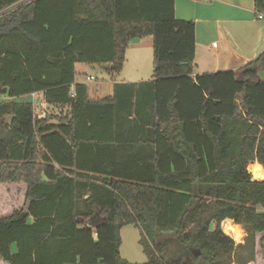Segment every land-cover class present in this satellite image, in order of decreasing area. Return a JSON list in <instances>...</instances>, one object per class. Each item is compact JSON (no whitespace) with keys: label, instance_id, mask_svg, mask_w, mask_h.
Returning a JSON list of instances; mask_svg holds the SVG:
<instances>
[{"label":"trees","instance_id":"16d2710c","mask_svg":"<svg viewBox=\"0 0 264 264\" xmlns=\"http://www.w3.org/2000/svg\"><path fill=\"white\" fill-rule=\"evenodd\" d=\"M175 3L0 0V190L24 201L0 214V264H132L128 225L146 264H264V181L249 171L264 168V53L196 75V24ZM147 37L152 80L91 100L76 66L119 71ZM34 94L61 113L37 119Z\"/></svg>","mask_w":264,"mask_h":264},{"label":"crops","instance_id":"0c3cea01","mask_svg":"<svg viewBox=\"0 0 264 264\" xmlns=\"http://www.w3.org/2000/svg\"><path fill=\"white\" fill-rule=\"evenodd\" d=\"M175 14L178 20L196 24V75L238 71L264 53V19L258 18L254 0H176ZM260 79L264 80V73Z\"/></svg>","mask_w":264,"mask_h":264},{"label":"rangeland","instance_id":"374dc122","mask_svg":"<svg viewBox=\"0 0 264 264\" xmlns=\"http://www.w3.org/2000/svg\"><path fill=\"white\" fill-rule=\"evenodd\" d=\"M153 44V40L148 41V39H143L141 45L131 46L126 53V60L119 71H114L111 67L104 65H78L77 79L79 82L85 83L89 87L90 97L96 100L105 99L113 95L116 85L144 81L148 82L152 80L154 74ZM87 78H93V80L88 81ZM36 99L44 101L43 97L40 95H37ZM31 100L34 101L35 98L32 96ZM40 112L45 113L46 116L58 115L61 113L59 109L49 107L48 105L41 107ZM250 168L251 165L249 171ZM253 179L258 180L255 179L254 176ZM22 206H24L23 188L7 187L0 190V214H9L15 208H21ZM230 224L232 225V228L239 229L240 236L237 238V233L228 234L225 232V222L222 224L223 232L231 237L236 244H241L243 242L242 239L245 236L244 231L240 226H236L231 222ZM141 237L142 234L140 229L133 225L125 226L121 231V256L129 263L146 264L148 262V257L145 255L143 247L140 244Z\"/></svg>","mask_w":264,"mask_h":264},{"label":"built area","instance_id":"2783aa9c","mask_svg":"<svg viewBox=\"0 0 264 264\" xmlns=\"http://www.w3.org/2000/svg\"><path fill=\"white\" fill-rule=\"evenodd\" d=\"M258 18L260 20H263L264 19V14H259L258 15ZM87 80L88 81H91V80H93V78H87ZM37 95L38 94L32 95L33 98H35V100L33 101L34 115H35L36 118L41 119V118H44L46 116V114L45 113H41L40 112V108L46 106L47 104H46L45 101H39V100H37L36 99ZM73 95H75L74 92H73Z\"/></svg>","mask_w":264,"mask_h":264},{"label":"bare ground","instance_id":"6f19581e","mask_svg":"<svg viewBox=\"0 0 264 264\" xmlns=\"http://www.w3.org/2000/svg\"><path fill=\"white\" fill-rule=\"evenodd\" d=\"M256 166H259V168H260V172L258 174L253 171L256 168ZM250 172L252 173V175L254 176L255 179H258L261 181L264 180V168L262 166H260L259 164H257V163L252 164L251 168H250ZM232 229L233 228H232V225L230 224V222H225L224 231L227 232L228 234L236 233V232H233ZM239 236H240V234H239Z\"/></svg>","mask_w":264,"mask_h":264},{"label":"clouds","instance_id":"9594fccd","mask_svg":"<svg viewBox=\"0 0 264 264\" xmlns=\"http://www.w3.org/2000/svg\"><path fill=\"white\" fill-rule=\"evenodd\" d=\"M253 171L258 174L260 172L259 166H256V168ZM232 231L237 233V238H238L239 237V229L233 228Z\"/></svg>","mask_w":264,"mask_h":264},{"label":"water","instance_id":"95a60500","mask_svg":"<svg viewBox=\"0 0 264 264\" xmlns=\"http://www.w3.org/2000/svg\"><path fill=\"white\" fill-rule=\"evenodd\" d=\"M111 68H112V70H114V66H112Z\"/></svg>","mask_w":264,"mask_h":264}]
</instances>
